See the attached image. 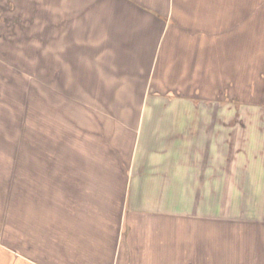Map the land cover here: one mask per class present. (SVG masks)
I'll return each instance as SVG.
<instances>
[{
	"label": "crops",
	"instance_id": "1",
	"mask_svg": "<svg viewBox=\"0 0 264 264\" xmlns=\"http://www.w3.org/2000/svg\"><path fill=\"white\" fill-rule=\"evenodd\" d=\"M59 1L101 114L63 170L33 146L0 178V264H264V221L217 213L234 108L264 109V0Z\"/></svg>",
	"mask_w": 264,
	"mask_h": 264
},
{
	"label": "rangeland",
	"instance_id": "2",
	"mask_svg": "<svg viewBox=\"0 0 264 264\" xmlns=\"http://www.w3.org/2000/svg\"><path fill=\"white\" fill-rule=\"evenodd\" d=\"M49 3L0 2V178L4 182L13 178L16 183L17 176L7 173L15 174L21 152L23 161L32 158L29 148L33 146L42 152L36 157L40 166H47L51 158L53 167L63 170L66 151L76 152L88 134L81 121L101 114V95L87 94L101 92V81L74 64L84 52L89 51V56L91 49L77 45L81 38L74 37L72 25L64 17L62 22L51 19ZM80 25L76 26L80 29ZM74 39L77 43L67 48L65 41ZM258 100L262 96L249 98ZM217 117L229 120L230 113L218 111ZM232 119L233 138L219 144V153L227 152L224 157L232 160V167L227 168L232 177L226 187L235 190L219 192L218 227L228 217L264 221V109L235 106ZM34 137L41 143H34ZM49 141L53 142L52 154L43 153L49 149ZM9 159L14 160L15 168L10 167L13 161Z\"/></svg>",
	"mask_w": 264,
	"mask_h": 264
}]
</instances>
